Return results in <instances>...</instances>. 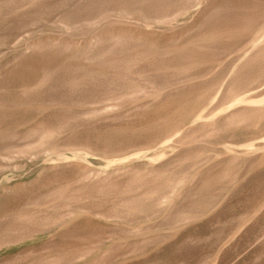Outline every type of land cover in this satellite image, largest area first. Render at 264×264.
<instances>
[{"label": "rangeland", "instance_id": "rangeland-1", "mask_svg": "<svg viewBox=\"0 0 264 264\" xmlns=\"http://www.w3.org/2000/svg\"><path fill=\"white\" fill-rule=\"evenodd\" d=\"M0 264H264V0H0Z\"/></svg>", "mask_w": 264, "mask_h": 264}]
</instances>
